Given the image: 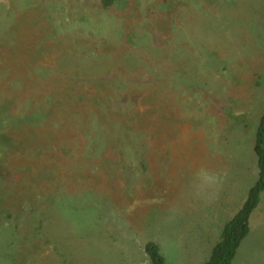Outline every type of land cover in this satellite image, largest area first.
Instances as JSON below:
<instances>
[{
  "label": "rangeland",
  "instance_id": "obj_1",
  "mask_svg": "<svg viewBox=\"0 0 264 264\" xmlns=\"http://www.w3.org/2000/svg\"><path fill=\"white\" fill-rule=\"evenodd\" d=\"M43 12H59L52 14L71 21L68 27H60L63 31L55 38L42 34L52 47L40 44L37 50L36 39L42 38L44 30ZM80 17L85 22L74 27ZM88 34L94 42L87 47L99 49L96 54L102 55V64L96 54L83 56V42L74 43L73 38ZM53 39L60 40L56 49ZM99 41L104 44L98 45ZM17 47L24 52L15 55ZM79 48L81 52L73 57ZM21 58L25 61L19 69L15 60ZM211 60L219 65L218 72L209 65ZM235 64H242L241 72H236ZM98 72L103 74L101 79L114 81L108 89L115 96L111 110L148 109L147 118L154 122L157 117L166 119L171 108L177 123L171 120L169 127L181 129L171 137L178 154L161 157L153 164L152 174H138L137 160L126 142L122 158L117 147L107 148L111 159L124 161L127 167L125 184L129 185L125 188L119 171L114 189L125 200L83 203L88 212L81 216L88 221L80 226L77 210L70 206L54 210L53 205L61 204L58 198L53 204L52 191H43L37 182L49 178L48 184H58L76 170L70 169L75 159L73 144L65 145L61 157L47 142L66 139L65 129L84 140L79 130L86 123L77 118L64 124L60 111L51 123L50 119H31L33 114L48 118L49 94L59 95L69 82L79 87L87 82L93 85ZM253 73L260 75L259 86ZM262 109L264 0H114L107 10L98 0H0V145L10 128L9 139L19 144L12 150L8 141L0 151V198L9 207L25 203L31 212L29 218L22 210L15 221L7 216L12 210L3 213L0 208L9 226L6 230L0 224V264H88L89 256L91 264H120L118 259L122 264H149L144 253L149 242L159 247L165 264H203L256 181L253 144ZM116 116L108 119L114 121ZM153 126H148L150 132ZM93 150L101 147L93 146ZM131 168L136 170L133 175ZM202 168L215 174L227 172L222 184L208 189L205 199L194 195ZM30 198L33 209L27 204ZM41 208L46 209L43 220L37 219ZM25 222L33 229H27L26 236L16 235L15 228L22 229ZM249 226L232 264H264L262 208L252 214ZM24 249L25 262L19 254Z\"/></svg>",
  "mask_w": 264,
  "mask_h": 264
},
{
  "label": "trees",
  "instance_id": "obj_2",
  "mask_svg": "<svg viewBox=\"0 0 264 264\" xmlns=\"http://www.w3.org/2000/svg\"><path fill=\"white\" fill-rule=\"evenodd\" d=\"M98 2L103 10H107L111 8L114 0H98ZM43 13L46 14L45 16H43V20H42V25L44 27V30L40 32L42 38L36 39V42L38 43L36 48L37 50L40 49V44L43 45V48L46 45L51 46V44L47 41L46 37L47 36L48 37L51 36L53 38L57 37L60 34V32L63 31L62 29H60V27H64V28L68 27L71 21L69 20L68 22H65L63 18H61L60 16L52 14L59 12H43ZM12 22L14 24L16 23L15 20H12ZM80 22L81 23L85 22L84 17H80L74 27L78 26ZM67 31L73 32L71 28H67ZM11 32L14 33L15 31H11ZM45 33L48 35L43 36L42 34ZM82 35L83 33H79V36ZM22 36L24 35L21 34V37ZM88 36L89 34L86 36V38L85 37L80 38L79 40L77 38L76 41L75 38H73L74 43L77 42L75 45H81V43L83 42L81 46H84V48L82 49L84 50V54L83 53L82 54L86 58L92 57L93 55L96 54V51L99 50L97 49L96 46H94V48H92L91 46H89V48L87 47V45L92 44L94 42L93 41L91 43ZM52 42H53V48L56 49L57 48L56 44H58L60 40L53 39ZM97 44L103 45L104 42L99 41ZM89 49H91L90 52ZM103 49L104 51H107L108 47L104 45ZM19 52L23 53L24 51L22 50V48L17 47L14 53L15 55H17ZM80 52L81 51L79 48L73 54V57L76 53H80ZM96 55H97L96 56L97 62L101 63V61L103 60L102 55L101 54H96ZM24 61H25L24 58L23 59L21 58L18 61L15 60V66L20 69ZM65 62H67L68 64L71 63L70 61H65ZM136 63L137 62L132 64V66L136 65ZM209 65L212 68H215L217 72L219 71L217 69L219 65L216 64L213 60H211V63ZM235 67H236V72L237 71L241 72V69L243 68L242 64H235ZM33 70L38 71L36 68H33ZM84 71L83 73H85ZM89 75L91 74L89 73ZM94 76H96V78L93 81V85H90V82H87L85 86L79 87L76 86L75 83L69 82L70 85L68 86L65 85L63 87V91L60 92L59 95L54 97L52 94H49L48 99H46V108H45L46 110H48L46 115L48 118H43V116H37L36 114H33V118L31 119V120H36L37 118H42L46 120L50 119L49 123H51V120L54 121L56 114L58 113V111H60L64 115V116L62 115L64 119L63 121L64 124L69 122L70 120L77 118L84 119L86 123V126H83L82 130H79V132L83 136H86L84 140L77 138L76 132H74L73 134H67V130L65 129L66 139L63 140L59 138L61 142H58L56 140H53L54 138H50L51 140L47 142L49 144L54 145L53 151L55 150L57 152V155L61 157L66 153L65 145L71 146L73 144L71 149H72V155L75 157V159L71 160L70 169H72L71 167L74 166L76 167V170H71L67 175L63 176L62 182L58 184H54V185L48 184L47 182L49 181V178L47 180L37 182V184L41 183V189L43 191L45 192L52 191V193H49V197L51 201H53V204H55L54 200L58 198V201L61 204L59 205V207H55V208H54L55 205H53L52 208L54 210L59 211L62 209V207L65 209L67 206L74 207L78 212V217L88 212V210H85L88 207H86L83 203L88 202L89 204L92 201H96L102 198L108 202L114 200H120L124 202L125 200V196L121 195L120 193L114 192V189L115 187L118 186L117 180H119V178L117 173L119 171H121L119 177L121 178V180H123L125 188L126 186L129 185L128 181H126L127 184H125V171H127V167H125L124 161L118 163L115 162L113 159H111L110 155L106 154L107 148L114 149L117 147L116 153H119L121 155L120 158H122L123 157L122 154L124 153L122 151L124 150L122 149V147L125 145L126 142L130 147V154L133 157H135L137 160L136 164L139 167L138 174L140 175L141 174L148 175L149 173L152 174L151 169L153 164H155L156 162L157 165L161 157H170L172 155L178 154L177 152L178 147L176 146V144L175 145L173 144L174 141L171 140V137L174 135L173 133L176 132L177 129H181L180 127L173 129L169 127L171 120L177 123V119L175 118L176 113L173 112V109L171 108H168L167 112H170L171 114H167L166 119L157 117L154 122L149 121L147 118V116L149 115L148 109H145L144 111L134 110L133 112L131 111V113L130 111H127V113H125V111H123L122 109L117 111L111 110L112 103L113 101H115V96L110 94L112 93V91L108 92V89H110V87L114 85V81L113 80L105 81L101 79L103 74H99V72L96 73ZM258 76L260 75H256V73H253L251 75L256 86H259L260 84L259 82L260 78ZM116 84H120V82H117ZM153 87H154L153 91L155 92L154 95L156 96L155 98L158 99L159 90H158L157 82L154 81ZM122 97L123 94L118 95L119 99H122ZM30 106L32 108H35L36 104L30 103ZM116 112H123V113L118 114ZM113 115H117L116 117H113L116 118L114 121L108 119V117L110 118ZM179 117L181 118L180 115ZM65 118H71V119L65 120ZM106 118L107 120H105ZM27 122L30 123L28 117H27ZM157 122L159 124V128H157L158 127L156 125ZM162 124H167L168 126L161 127ZM149 125H154L152 132H150L148 129ZM183 129L184 131L185 130L187 131L186 127H184ZM9 131L11 132V128ZM184 131L179 130L178 132L184 133ZM8 132H6V134H4L3 136V140L5 143L1 140L0 151H2V149L4 150L5 145L7 146L9 143L8 141H10V146L12 150L15 148H19L18 146L19 144L15 142V138L11 137L12 139L11 138L9 139L10 133ZM58 135L59 134L53 136L58 137ZM180 135L183 136V134ZM93 146L101 147V150L99 151L93 150ZM253 151L256 157V165H257L256 181L249 188L246 199L241 205V207L234 214V216L224 225L222 233L220 234L219 241L212 247L207 261L204 262L203 264H232L239 247L241 246L242 242L249 234L250 216L253 213V211L257 208L261 194L264 192V109H262V112L260 114L259 122L254 135ZM97 159H99L98 160L99 162L98 161L94 162ZM131 164L133 163H130V165ZM134 168H131V170L133 171L131 173L132 175L135 174L136 171ZM60 185L61 188H59ZM113 194H116V197H114ZM27 204H30L31 209H33L34 206H33V202L31 201V198L29 199ZM0 206H1L0 208H2V211L4 210L3 213H6L7 211H9V209L12 210V212H10L7 216L9 218L15 219V221L16 218H18L21 215L20 212L22 210L23 213L25 212L28 213L29 214L28 217L31 218V212L29 208L27 210L25 209L26 207H28V205H26L25 203H23V207L21 206H19L18 208L11 206L9 207L5 203V201L4 200L2 201L0 198ZM89 208L92 207L89 206ZM103 208L104 206L100 207L99 209L100 213L102 212ZM45 210L44 208H41L39 210L37 219L43 220L42 218L44 214L42 213ZM94 210L97 211L98 209H94ZM3 215L4 214L0 212V216L2 217ZM81 219L82 220L79 221L80 226H82L88 221L87 219H83L82 216ZM25 223L26 224L22 227V229L21 228L19 229L21 233H23L24 231L27 232V229H33V227L32 228L30 227V223L28 222ZM95 224H99V223H95ZM79 235L81 237L80 231H79ZM144 253L148 258L149 264H165L164 257L161 255L160 249L155 243L153 242L147 243L144 247ZM19 254L21 258L24 256L22 261L25 262V255H26L25 249L19 251ZM34 255H36V253H33L32 257H35ZM97 256L98 255L95 254L96 258ZM90 258L91 256L87 257L88 264H91ZM45 260H47V258H45ZM118 261L120 262V264H122V260L118 259Z\"/></svg>",
  "mask_w": 264,
  "mask_h": 264
},
{
  "label": "clouds",
  "instance_id": "obj_3",
  "mask_svg": "<svg viewBox=\"0 0 264 264\" xmlns=\"http://www.w3.org/2000/svg\"><path fill=\"white\" fill-rule=\"evenodd\" d=\"M227 176V172L220 174L210 173L207 169H200L197 173L199 183L194 185V195L198 198L205 199L208 195V189L223 183Z\"/></svg>",
  "mask_w": 264,
  "mask_h": 264
},
{
  "label": "crops",
  "instance_id": "obj_4",
  "mask_svg": "<svg viewBox=\"0 0 264 264\" xmlns=\"http://www.w3.org/2000/svg\"><path fill=\"white\" fill-rule=\"evenodd\" d=\"M261 196H262V198L260 197L259 204H258L257 208L253 211V213H254L256 210L260 209V208H262V210H264V206L261 207V205H262V204H261V201H262L263 198H264V193H262ZM6 204H7V203H6ZM253 213H252V214H253ZM252 214H251V216H252ZM251 216H250V217H251ZM4 219H6V215L0 217V224L2 225L3 228H5V229L7 230L8 227H9V226H8V221H7V220L5 221ZM249 221H250V219H249ZM25 224H26V223H24L23 226H24ZM14 226H15V224H14ZM14 228H15V227H14ZM15 229H16V228H15ZM18 229H20L19 226H17V229H16V235H19V236H20L21 231L19 230V232H17ZM249 232H250V231H249ZM22 234L26 236V232H25V231H24ZM19 258H20V257H19ZM19 260H21V258H20ZM19 263L22 264L20 261H19ZM6 264H9V263L6 262Z\"/></svg>",
  "mask_w": 264,
  "mask_h": 264
}]
</instances>
